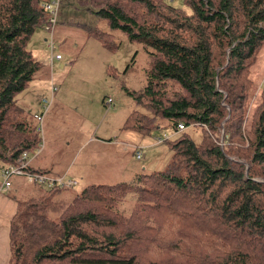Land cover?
I'll return each instance as SVG.
<instances>
[{
	"label": "trees",
	"instance_id": "1",
	"mask_svg": "<svg viewBox=\"0 0 264 264\" xmlns=\"http://www.w3.org/2000/svg\"><path fill=\"white\" fill-rule=\"evenodd\" d=\"M45 1L0 0V172L41 140L18 96L42 68L30 45L49 22ZM79 1L111 30L83 25L90 37L110 46L120 30L148 53L125 128L186 129L165 141L164 170L131 182L74 193L26 180L9 264H264V81L252 104L264 0Z\"/></svg>",
	"mask_w": 264,
	"mask_h": 264
},
{
	"label": "rangeland",
	"instance_id": "2",
	"mask_svg": "<svg viewBox=\"0 0 264 264\" xmlns=\"http://www.w3.org/2000/svg\"><path fill=\"white\" fill-rule=\"evenodd\" d=\"M86 24L111 31L105 21L100 20L82 6L79 0L66 2L63 0L55 29V41L57 42L56 53L62 54L64 59L56 60L53 68L49 66L47 71L44 70V74L41 72L42 75L40 74L34 80L41 83L47 82V88H40L37 85V88L29 91V86L23 97L29 98L33 91L48 94L50 78L54 77L60 90L55 95V107H51L45 118L43 134L46 146L43 153L37 157L44 156L51 162V169L47 172L49 174H55L70 164L71 167L74 165L76 168H85L91 182L104 183L102 168L124 167L121 163L125 159H122L125 154L97 152V143H91L92 139H112L127 147L138 144L139 147L142 146L141 150L144 154L146 147L140 144L139 138L155 137L154 140H157L159 134L160 137H163L165 133L172 137L175 134L168 120H162L161 126L153 129L151 134L125 128V122L136 106L133 96L127 91H139L146 85L148 53L143 45L132 42L120 30L113 31L112 42L110 46H106L89 36L83 26ZM39 31L48 33L45 29H39L37 32ZM33 43L36 41L33 40ZM45 43L49 58L51 50L48 42ZM252 77L253 88L256 91L252 98V104H254L257 93L263 87L264 47L254 65ZM62 93L63 99L60 100L59 96ZM109 98H112L110 103H108ZM25 108L29 111L27 115L34 120V110L30 109L29 105ZM36 124H39L38 120ZM192 133L197 142L203 137L202 131H192ZM221 133L223 135V128ZM157 145L160 147V155L153 156V153L148 157L153 165L149 167L150 172L164 170L172 158L173 152L168 143L163 142ZM132 149L126 151V158L128 159L130 155L134 160H138L135 148ZM165 149L169 151V157H167L168 153L165 154ZM143 159L140 160V165H145L146 162ZM108 160L111 165H108ZM80 181L81 183L71 188L72 192H79L89 184L87 181L81 179ZM135 201L136 195L129 194L121 204L122 210L127 214L130 213Z\"/></svg>",
	"mask_w": 264,
	"mask_h": 264
},
{
	"label": "crops",
	"instance_id": "3",
	"mask_svg": "<svg viewBox=\"0 0 264 264\" xmlns=\"http://www.w3.org/2000/svg\"><path fill=\"white\" fill-rule=\"evenodd\" d=\"M47 38H48V33H46L45 31H44V33L39 31V32H36V34L33 36L32 40H31L30 46H31L34 54L36 55V57L41 62L43 61L42 68H41L40 72L38 73V75L36 76V78L38 76H40L41 72H42V74H44V72H45L44 70L47 71L50 68L48 65L45 64V61H47L49 59L48 58V52L46 49V43H45V42H47ZM33 40H35L36 43H33ZM63 59H64V56L61 60H63ZM61 60H58V61H61ZM63 66L64 65L62 64V67ZM50 80H51L50 86L47 90V93L49 92L48 94H39L38 91H33L31 93V96L29 98L25 99L23 96H24V93L28 90L27 89L18 96V104L25 110L26 113H29V111L26 110V108H25V107H27V105L30 106V109L34 110V112H33L34 120L36 119L35 114L41 110V99H42V97L45 95H47V96L50 95L52 82L57 84V86L59 85L58 83H56L54 77L52 79V76H51ZM33 84H34V86H33ZM37 85L40 88H47V82L44 81L43 83H41L40 81H34L33 83L31 82L29 91L33 90L34 88H37ZM59 90H60V87L58 86L57 91H59ZM55 95H56V93H55ZM59 98H60V100L63 99V93L59 96ZM54 99H55V97H54ZM54 101H56V99ZM54 101H53V104L51 107H53V106L55 107ZM50 110H51V108H50ZM50 110H49V112H50ZM49 112L47 113V115L49 114ZM97 129H100V128H97ZM158 136L160 137V134ZM154 139H155V137L152 139H150V138L140 139L139 138V140H141L140 144L146 147L144 157H143L144 162H146L145 165H140V163H141L140 160L142 158L141 159L137 158L138 160H134L130 155H129L128 159L126 158L127 157L126 151L129 149L135 148V147H139L138 144H134V145L132 144V146L128 145V147H127V146H124L120 142L113 141L112 139H103V138H101L100 140H97L95 138L92 139L91 143H94V142L97 143V146H98L96 148L97 152L107 151L109 153L112 152L113 154H119V153L125 154V155H123V158H122V159H124V158L125 159L121 163L124 165V167H121L120 169H112L110 167H103L102 168L103 169V179H105V180H102V182H104V183L91 182L89 177L87 176V170L85 168H76V167H74V165H73V167H71L70 164H68L66 167H63L59 172L52 174V175H62V174L67 173L70 177L77 179L79 181V183H81L80 179L82 181H87L89 183L88 185H91V184H116V183L134 181L142 175H147V174L153 173L154 171L155 172L159 171V170H152L153 172L149 171V170H151V168H149V167H153L151 162H149V160H148V157L150 156V154L154 153L153 156L160 155V147H159V145H157L156 140H154ZM45 146H46V141H45ZM134 151H135V149H134ZM157 152H158V154H156ZM164 152H165V154L168 153L167 157H169V154H170L169 151H167V149H165ZM41 153H43V151ZM158 163L160 164V162H158ZM31 165L34 167V169L39 170V171L49 172V170L51 169V162L48 161L44 156L43 157H40V156L35 157L32 160ZM108 165H111L109 160H108ZM0 179H1V172H0ZM111 181H117V182H111ZM24 182H26L25 178L15 177L14 183H13V188L9 192L0 195V264H9L10 263V257H11L10 223H11V219L13 218L14 214L17 211V203L14 200L13 194H17V195L19 194Z\"/></svg>",
	"mask_w": 264,
	"mask_h": 264
},
{
	"label": "built area",
	"instance_id": "4",
	"mask_svg": "<svg viewBox=\"0 0 264 264\" xmlns=\"http://www.w3.org/2000/svg\"><path fill=\"white\" fill-rule=\"evenodd\" d=\"M62 1L63 0H46L43 3V7L49 13V22L46 24L45 29L49 33L47 42L51 50V57L45 61V64L51 66L52 68L56 60H61L63 58L62 54L56 53L57 42L55 41V29L58 22V14L61 10ZM57 90V84L52 82L50 95H45L42 97L41 110L35 114V118L39 121L38 127L41 133V140L37 149L33 152L24 151L21 157L15 163L6 164L3 166L0 179V195L9 192L13 188L15 177H23L30 183H40L50 187L58 185L60 187L72 188L79 184L77 179L70 177L67 173L62 175H52L45 171L32 170L30 168L32 160L37 157L45 147L43 124L45 117L52 106L55 97L54 95ZM110 102H112V98H109L108 103ZM184 129H186V126L184 124H180L178 130L173 131V134H177ZM171 137V135L165 133L163 137H159L156 140V143H163ZM135 150L136 157L138 159L144 157L141 147H135Z\"/></svg>",
	"mask_w": 264,
	"mask_h": 264
}]
</instances>
